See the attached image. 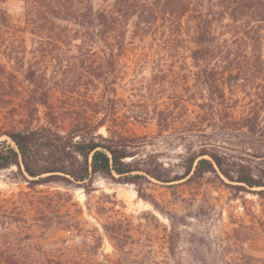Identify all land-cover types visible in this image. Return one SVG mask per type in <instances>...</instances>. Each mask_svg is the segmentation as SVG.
Here are the masks:
<instances>
[{
	"label": "trees",
	"instance_id": "obj_1",
	"mask_svg": "<svg viewBox=\"0 0 264 264\" xmlns=\"http://www.w3.org/2000/svg\"><path fill=\"white\" fill-rule=\"evenodd\" d=\"M8 1L0 0V106L12 102L18 119L0 130L6 138L0 141V172L15 168L29 190H54L21 192L16 201L0 198V264H63L48 258L33 238L36 231L84 230L69 189L89 195L97 179L135 186L154 208L157 203L142 192L145 182L187 186L208 175L236 194L264 200V0H20L24 18L18 24L4 7ZM138 50L144 64L162 73V82L169 75L175 84L200 87L189 95L200 111L194 118L187 117L179 95L173 103L177 112L185 110L182 127L168 104L150 112L154 136L128 126L145 124L149 111L118 116V59ZM50 55L73 62L76 71L70 81H57L61 91L69 82L100 92L80 106L56 109L47 77ZM178 69L187 77L178 78ZM39 107L46 110V124L32 127ZM155 139L165 146L181 142L175 164L146 151ZM173 220L169 255L177 243ZM101 228L117 253L115 260L106 256V264H137L120 220L106 216Z\"/></svg>",
	"mask_w": 264,
	"mask_h": 264
},
{
	"label": "rangeland",
	"instance_id": "obj_2",
	"mask_svg": "<svg viewBox=\"0 0 264 264\" xmlns=\"http://www.w3.org/2000/svg\"><path fill=\"white\" fill-rule=\"evenodd\" d=\"M4 7L14 23H22L24 4L20 0L8 1ZM139 54L140 50L132 51L128 57L118 59L115 76L118 116L124 117L131 110L140 114L149 111L145 124L128 126L139 135L154 136L156 126L150 112L156 108L163 109L168 104L173 109L177 125L182 127L181 123L186 118L183 112L185 110L177 112L173 103H177L176 97L179 95L186 101L189 111L187 117L194 118L200 111L194 106V100L189 99V95L199 92L200 87L188 89L191 82L175 84L167 78L169 75H165L167 77L162 82V73L153 69L151 64H144ZM50 57L47 77H51L50 100L56 109L57 106L69 109L80 106L85 97L100 92V87L95 92L92 89L85 92V89L74 88L69 82L67 88H64L65 91H61L57 81L65 78L70 81L76 71H73L72 61L66 64L67 60L61 58L58 61L57 55ZM0 60L4 62L3 59ZM175 71L178 78H186L188 75L184 70ZM19 79L21 80L20 76ZM19 86L26 92L28 85L24 81ZM195 97L198 98L197 95ZM11 103L0 106L1 131L10 128L12 119L18 113V109L13 110ZM45 111L43 107L38 108L32 127L46 124ZM17 127L21 126L18 124ZM5 139L1 137L0 141ZM154 141V146H148L146 151H158L164 163L175 164L181 151L177 146L181 142L165 146L157 139ZM168 185L151 181L142 186V192L149 201L157 203V208L139 198L137 188L133 185L114 184L97 179L94 184L95 191L89 195H85L80 189L70 188L73 200L82 210L80 220L84 230L76 233L57 229L48 231L45 235L36 231V238L33 240L48 258L63 264H95L94 261L106 264V256L117 259L112 243L101 228L105 217L111 216L122 223V235L129 237L126 249L132 261L137 264H264V200L250 193L236 194L211 175L200 180L198 184L174 187ZM53 190V187L44 186L29 190L15 168L0 172L1 199L16 201L21 192L37 196L39 192L49 193ZM100 209H104V212ZM53 210L57 213L56 207ZM169 219H174L176 224L173 239L177 243L173 255H169L167 248V235L171 232ZM98 237L103 239L102 244H98ZM28 242L29 240H25L21 245H27ZM139 255L141 259L135 260Z\"/></svg>",
	"mask_w": 264,
	"mask_h": 264
}]
</instances>
